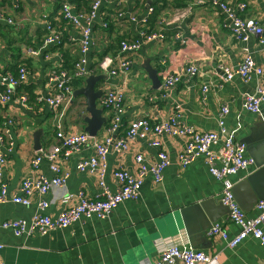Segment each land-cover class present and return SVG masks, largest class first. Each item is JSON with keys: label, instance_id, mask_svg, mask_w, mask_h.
I'll use <instances>...</instances> for the list:
<instances>
[{"label": "crops", "instance_id": "1", "mask_svg": "<svg viewBox=\"0 0 264 264\" xmlns=\"http://www.w3.org/2000/svg\"><path fill=\"white\" fill-rule=\"evenodd\" d=\"M156 2L120 0L119 5L116 2L103 4L92 29L88 60L89 69L93 71L105 56H115L120 52L118 45H115L118 38L132 42L141 40L144 33L167 30L165 40L145 43L138 52L128 55L130 68L127 72L117 77H108L98 84V88H103L105 93L124 89L125 114L118 137L123 138L130 124L142 118L154 124L176 118L182 126L219 132L221 110L227 106L229 113L223 127L226 135L219 132L220 141L213 150L219 151L224 140L233 135L237 142L246 146L250 156L244 140L255 137L264 127V105L259 114H252L245 110L244 100L247 95L256 93L260 80L253 77L245 82L236 76L232 82L224 83L220 67L236 68L243 58L245 48L249 50L256 65L264 67V46L254 39L248 44L236 41L224 27L226 17L209 2L201 4L200 0H193L188 5L193 7V11L184 18L180 15L187 9L182 11L184 8L171 6L169 10L158 12ZM224 2L232 8L247 4L242 16L257 19L264 25V0ZM66 3L74 13L77 12L76 6L68 0H0V14L4 18L0 21V79L11 74L12 69L23 60L31 59L27 82L14 90L10 102L0 103V136L12 144L11 150L6 146L4 151V180L10 197L20 193L22 182L27 177H54L47 160H43L36 170L31 167V162L40 152L34 149V134L37 130H43L42 151L48 152L58 143L55 135L56 112L45 102L54 93V87L48 84V76L62 70L65 59L73 60L76 64L80 57L83 40L81 31L68 21L61 24L64 19L63 5ZM87 8L83 6L80 10L86 11ZM150 9L154 10L153 14L149 13ZM120 12L122 17L118 18ZM54 22L60 23L57 27L59 30L54 27ZM49 24L60 33L61 44L42 49L49 35ZM27 49L39 51V55L27 56ZM189 65H198L200 76L191 81H183L163 98L165 79L183 72ZM146 68L158 71L161 83L158 89L154 88ZM93 75L101 74L96 72ZM0 87L6 89L5 86ZM5 89L0 90V93ZM28 91L34 100L29 101ZM23 96L27 97V103H22ZM103 98L97 105L103 110V116L111 122L112 111L103 105ZM60 111L64 113L63 125L67 132H85L86 125L80 117L86 114L83 98L74 100L72 96ZM110 122L94 138L95 141L105 138ZM152 140L153 136L148 140H136L128 152L109 154L106 185L110 190L116 191L119 188L113 173L120 168L134 172L137 155H143L149 163L157 160L160 149L151 146ZM160 140L171 160L164 172L163 182L156 184L148 176L141 198L124 202L106 219L81 220L67 229H55L46 235L35 233L15 237L11 230L2 228L6 221L30 222L39 213L41 200L50 204L46 212L51 216L60 213V200L67 194L77 196L84 193L92 200H101L103 197L97 177L77 169L81 161L93 155L91 144L66 162L64 170L68 179L64 187L51 190L44 198L33 197L28 207L10 201L0 204V262L155 264L165 246L175 245L203 251L215 258L214 264H264L263 247L258 240L249 237L230 249L221 238L208 236L215 225L221 226L229 238L240 232L229 221V215L220 204L222 184L210 174L203 157L186 168L181 166L179 154L184 146L183 139L163 136ZM257 171L253 165L233 177L234 189H237L235 194L241 202L247 204L245 206L251 204V196H255L254 188L264 189V175L259 176ZM252 176L255 177L254 184L247 182L244 185ZM196 204L204 205L201 207L202 214L210 220V227L206 230H201L196 213L181 215L182 210ZM256 205L249 213L244 210L248 217L257 216Z\"/></svg>", "mask_w": 264, "mask_h": 264}, {"label": "built area", "instance_id": "2", "mask_svg": "<svg viewBox=\"0 0 264 264\" xmlns=\"http://www.w3.org/2000/svg\"><path fill=\"white\" fill-rule=\"evenodd\" d=\"M112 2L120 4V0H93L89 13H74L69 4L63 5L64 19L76 29H79L83 36L80 57L74 68L75 76L79 79H86L96 72L106 74L108 77H117L120 73L129 70V54L138 52L145 43L162 41L166 38L167 30H163L150 34L144 33L141 40L123 41L117 55L105 56L99 63L98 68H94V71L90 70L88 54L92 43V29L102 5ZM207 2L226 17L227 21H225L224 27L236 41L248 44L254 39L259 45L264 46V25L257 19L245 18L241 14L247 9V4L243 3L232 8L224 0H200L201 4ZM185 9L187 10L180 15L181 18L193 11L192 6L182 9V11ZM153 12V9L149 10V13L153 14ZM121 17L122 13L120 12L118 18ZM2 20L4 18L0 14V21ZM8 23H11V21H8ZM164 24L169 26L168 22ZM48 31L49 35L42 49L61 44V35L52 27V24L48 25ZM185 43L183 42V44ZM25 54L35 57L39 55V51L27 49ZM220 71L224 74V83L232 82L236 76H239L245 82L252 80L253 77L259 78L260 84L256 93L247 95L244 100V108L247 112L259 114L264 105V67L256 65L249 50L245 48L243 58L236 68L221 66ZM200 74L201 70L198 65H189L183 72L167 77L163 84L162 97H167V94L183 81L194 80ZM27 80L28 70L26 68L20 69L17 78L9 74L0 79V86L6 87L5 91L0 93V103L10 102L14 96V90L21 84L26 83ZM48 84L54 87V93L45 102L56 112L55 135L58 143L52 146L48 152L42 151V149L39 150L37 157L31 162V167L36 170L43 160H47L54 177L51 179L43 175L27 177L22 182L20 193L10 197L8 185L4 180V166L6 164L4 151L6 146L11 150L12 144L7 143L4 136H0V204L10 201L28 207L31 205L33 197L44 198L51 190L64 187L68 179V174L64 170L66 162L74 154L87 147L89 148L90 144L93 148V155L81 161L77 169L81 173L97 177L103 198L92 200L84 193H79L77 196L67 194L61 198V210L56 216H51L46 212L50 204L45 200H41L38 205L39 213L30 222L24 220L6 221L2 224L3 229L11 230L15 237L31 236L35 233L46 235L55 229H67L81 220L108 218L124 202L137 201L141 198L142 188L148 176H151L156 184L163 182L164 172L170 166L171 160L163 149L160 139L163 136H171L184 140L183 149L179 154V162L183 168L188 167L200 157L205 158L210 174L222 184L221 201L230 210L229 221L240 229L237 236L229 238V235L221 226L215 225L208 232V236L221 238L230 249L252 237L260 242L264 254V200L257 202L256 211L258 215L248 217L242 211L233 194L235 186L233 177L253 166L254 161L248 156L246 146L234 141L233 135L224 140L219 151L213 150L219 144L221 135H226V130L223 127L225 117L229 113L227 106L222 107L220 114L219 132L221 135H219V132L201 131L195 127L179 125L176 118L157 124L142 118L133 121L125 136L120 138L118 133H120L125 114V92L123 88L110 90L104 94L103 98V105L109 107L112 111L110 126L107 129L105 138L102 141H95L86 132H67L64 128L65 116L60 110L72 96L74 98V89L70 85L69 74L63 70L54 71L48 76ZM21 101L27 103V97L23 96ZM150 101L152 102L153 99L150 98ZM177 117L179 118V116ZM150 136H153L151 146L160 149L157 160L149 163L143 155H137L135 157L134 172L127 171L124 168L115 171L113 176L119 183V188L116 191L110 190L106 185L109 154L112 152L117 154L128 152L133 142L148 140ZM214 261V257L203 251L187 246L168 245L161 251L160 258L155 264H214ZM0 264L5 263L1 261Z\"/></svg>", "mask_w": 264, "mask_h": 264}, {"label": "water", "instance_id": "3", "mask_svg": "<svg viewBox=\"0 0 264 264\" xmlns=\"http://www.w3.org/2000/svg\"><path fill=\"white\" fill-rule=\"evenodd\" d=\"M149 78L152 80L154 88H159L161 83L159 81L158 77V71L155 69H147ZM108 78V75L101 74L98 76H89L84 83V86L74 91V100L78 98L84 99V105H85V112L86 114L81 115L82 121L85 123V132L92 138L97 137L98 133L103 129L105 125H107L110 120L109 118H105L103 116V110L98 108L97 102L99 100H102L103 95L105 93V90L103 88H98V84L101 83L103 80H106ZM43 134V130L39 129L34 134V149L35 151H39L42 148L41 144V137ZM244 143L248 146V153L251 156V158L254 161L255 167L258 169V175L262 176L264 175V127L260 130V132L255 136L251 137V139L244 140ZM255 143H259L258 145H254ZM255 177L248 178V181L244 183V185L247 182L253 183V179ZM235 191L237 189L233 190V194L235 197V200L239 204V206L245 210L246 212H250L254 206L257 204V202L261 199H264V189H255L254 188V194L255 196H251V204L248 206H245L244 202H241L239 196L235 194ZM221 204V203H220ZM202 206L204 205H194L188 208H185L181 211V215L188 214L189 212H194L198 215L197 219H199L201 224V230H206L210 227V220L204 217L202 214ZM225 208V207H224ZM227 214L229 215V210L225 208Z\"/></svg>", "mask_w": 264, "mask_h": 264}, {"label": "trees", "instance_id": "4", "mask_svg": "<svg viewBox=\"0 0 264 264\" xmlns=\"http://www.w3.org/2000/svg\"><path fill=\"white\" fill-rule=\"evenodd\" d=\"M61 1V0H58ZM70 3H73L76 6L77 12L78 13H89L91 11V3L92 0H68ZM88 1L90 3V6H88ZM193 0H157L156 2V6H158L157 11L160 12L162 10H169V8L172 6L173 8L176 9H182L187 7ZM86 7L87 10L86 11H82L80 9H82V7ZM119 10V7H117V11ZM159 15V13H157ZM157 15V16H158ZM64 18V17H63ZM67 20L62 19L61 20V24H63L64 22H66ZM54 27L57 28L60 26V23H53ZM109 25V23L107 24ZM150 27L152 28V26L150 25ZM59 30V28H57ZM124 40L120 37L116 40V46L118 45V47L120 48L121 42H123ZM35 48V47H33ZM118 49L115 50V52H117ZM103 58V57H102ZM31 64V59H27V60H23L22 62H20L19 64H17L13 69H12V73L11 75L14 78H17L19 76V71L21 68H26L28 70V66ZM74 67H75V62L73 60H68L65 59V63L62 66V70L67 72L69 74V78H70V85L73 87V89H79L85 82L84 79H79L75 76L74 73ZM4 87H0V90H4ZM30 93V97H29V101L34 100V96L31 94L30 91H28Z\"/></svg>", "mask_w": 264, "mask_h": 264}, {"label": "bare ground", "instance_id": "5", "mask_svg": "<svg viewBox=\"0 0 264 264\" xmlns=\"http://www.w3.org/2000/svg\"><path fill=\"white\" fill-rule=\"evenodd\" d=\"M149 9V8H148ZM175 13V12H174ZM153 16V15H152ZM150 18V17H149ZM177 18V17H176ZM180 18V17H179ZM167 20V19H166ZM175 20V19H174ZM176 21V20H175ZM179 21V20H178ZM173 23V22H172ZM165 26V25H164ZM163 26V27H164ZM152 30V29H151ZM155 32V31H154ZM167 32V31H166ZM172 32V31H171ZM173 33V32H172ZM168 34H170V33H168ZM171 35V34H170ZM151 98V97H150ZM155 103V102H154ZM234 141H236L235 139H234ZM237 142V141H236ZM238 143H240V142H238ZM246 150H247V148H246ZM205 162H206V160H205ZM119 168V167H118ZM235 198V197H234ZM261 200H264V199H261ZM261 200H259V201H261ZM220 203L223 205V203H222V201H221V198H220ZM224 206V205H223ZM225 208H227L228 210H229V208L228 207H226V206H224ZM230 211V210H229ZM244 213H245V211L244 210H242ZM246 214V213H245ZM247 215V214H246ZM258 215V214H257Z\"/></svg>", "mask_w": 264, "mask_h": 264}]
</instances>
